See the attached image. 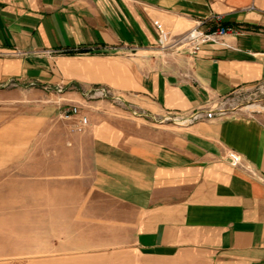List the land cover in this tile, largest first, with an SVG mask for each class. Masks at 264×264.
Listing matches in <instances>:
<instances>
[{"label": "crops", "instance_id": "crops-1", "mask_svg": "<svg viewBox=\"0 0 264 264\" xmlns=\"http://www.w3.org/2000/svg\"><path fill=\"white\" fill-rule=\"evenodd\" d=\"M212 14L243 33L223 37L227 46L204 43L195 56L158 49L160 35L178 37ZM263 84L264 0H0V100L60 97L88 120L77 131L79 117L33 106V136L47 128L54 143L32 153L40 187L9 204L17 211L2 226L1 257L264 264V115L153 121ZM93 87L119 96L125 110L84 99ZM228 151L243 168L229 164Z\"/></svg>", "mask_w": 264, "mask_h": 264}, {"label": "rangeland", "instance_id": "rangeland-1", "mask_svg": "<svg viewBox=\"0 0 264 264\" xmlns=\"http://www.w3.org/2000/svg\"><path fill=\"white\" fill-rule=\"evenodd\" d=\"M262 86V88L259 87V89L251 92L238 91L233 93L227 100L220 101L217 107L208 105L206 108L201 109V112L203 110L215 112L218 108H223L227 109V114L233 112L239 116H245L250 113L253 115H264V84ZM26 98L27 97H24V100H22L23 98L10 97L3 101L0 100V250L1 236L3 235L2 226L5 227L6 231L10 219L8 213L17 211L14 207H8L9 204L16 200L33 199L32 191L34 188L40 187L39 183H35L33 177L32 153L34 151H48L49 145L54 143V139H50L48 135L45 134L49 131L47 128H44V130L42 128V132L45 133L33 136V125L28 122V118L35 114H39L33 106L42 105L44 109L48 111L49 108H53L54 105H57L60 117L64 110L71 107L68 104H64L65 102L60 100V97L54 101L46 98L42 101H31ZM114 105L125 110L124 105L121 103H116ZM203 120L209 119L204 118ZM190 124L193 123H187L184 126ZM165 125L178 126L171 122ZM74 129H76V127H74ZM37 162L42 163L43 161L37 160ZM42 185L43 184H41V186ZM44 187L46 188L47 185H44ZM3 204L5 205L4 208H2ZM3 211L4 219L2 216ZM3 220L5 221L4 224ZM11 242L12 241L5 240L6 248L11 247ZM26 259L31 260L32 257H26ZM7 263L15 264L16 262L11 260L8 261L0 255V264Z\"/></svg>", "mask_w": 264, "mask_h": 264}, {"label": "built area", "instance_id": "built-area-1", "mask_svg": "<svg viewBox=\"0 0 264 264\" xmlns=\"http://www.w3.org/2000/svg\"><path fill=\"white\" fill-rule=\"evenodd\" d=\"M157 29H160V25H156ZM205 27V29H203ZM243 31L233 26H226L224 23V16L222 14H212L206 19L198 20L195 25L189 29L184 34L167 40L163 35L158 37L157 46L158 49L166 51L168 49H174L176 51H185L189 56H195L199 51L200 47L204 43L219 44L222 46H227L222 42L223 37L228 35H241ZM14 55H25L20 51L14 52ZM263 86H261L262 88ZM57 92H62V89H57ZM81 95L86 100H106L110 101L113 104L121 103L122 99L112 93L109 89L105 87H93L88 90H82ZM220 102L211 103V107H217ZM213 113V114H212ZM227 114V109L218 108L217 111H206L201 110L195 111L189 116H179L166 114L162 117H153L154 123L157 124H167L173 123L174 125L184 126L187 123H194L196 121H202L204 118L213 119L217 117H222ZM133 116L141 117L142 114H138L136 111L132 112ZM62 119L71 120L73 117H79L78 125H76L77 131H81L88 123L86 117L81 116L80 107L71 106L68 109L64 110ZM226 159L229 164L234 168H243L241 157L238 153L234 151H228L226 153ZM248 170V169H246ZM250 173L255 174L251 170ZM255 176V175H254ZM262 182L264 179L259 178Z\"/></svg>", "mask_w": 264, "mask_h": 264}]
</instances>
